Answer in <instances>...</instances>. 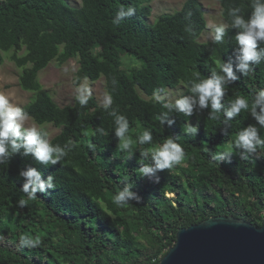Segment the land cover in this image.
I'll list each match as a JSON object with an SVG mask.
<instances>
[{
	"label": "trees",
	"instance_id": "obj_1",
	"mask_svg": "<svg viewBox=\"0 0 264 264\" xmlns=\"http://www.w3.org/2000/svg\"><path fill=\"white\" fill-rule=\"evenodd\" d=\"M150 2L0 0V66L9 57L20 69V88L33 93L23 108L39 125L59 129L50 141L75 145L60 164L45 167L14 155L9 165L0 166V264H158L178 229L208 217L230 215L261 225L264 150L257 159L240 161L235 154L231 162L210 159L211 152L224 150L242 127L255 121L241 113L226 129L222 114L212 120L205 111L190 118L177 115L175 124L163 128L156 119L163 109L151 101L153 90L161 86L173 90L180 85L178 96L188 94L185 84L194 72L206 78L232 57L236 30L229 29L220 45L211 38L200 41L206 22L198 0H186L178 11L164 12L155 21ZM220 5L224 22L230 8L239 7L244 15L251 10L250 0H220ZM121 6L134 7L136 13L117 26L112 20ZM124 54L139 60L140 66L122 68ZM69 60L78 66L76 83L103 79L105 92L113 96L112 107L129 120L131 139L145 129L152 131L154 144L176 135L184 161L157 172L158 184L139 178V150L129 160L119 151L111 133L113 117L92 96L86 106L75 100L60 107L42 88L39 72L52 61L61 65ZM112 78L117 81L114 90ZM260 88L264 63L228 85L223 103L227 106L237 95L247 98ZM189 122L199 123L194 138L182 131ZM98 127L108 134L96 133ZM28 164L45 177L53 175L56 187L19 209L16 201L24 194L17 173ZM125 180L142 199L114 205ZM22 234L39 236L42 242L21 248Z\"/></svg>",
	"mask_w": 264,
	"mask_h": 264
},
{
	"label": "clouds",
	"instance_id": "obj_2",
	"mask_svg": "<svg viewBox=\"0 0 264 264\" xmlns=\"http://www.w3.org/2000/svg\"><path fill=\"white\" fill-rule=\"evenodd\" d=\"M250 9V12L244 15L239 7L230 8L226 22L210 21L207 24L211 32V43L215 45L224 43L229 29L236 30L231 58L219 63L206 78H202L199 72H194L192 79L185 84L188 89L186 95L173 98L169 90L163 86L154 89L151 95V101L159 104L163 109L156 116L163 128L165 125L170 127L175 124L177 115L190 118L193 115L199 116L205 111L212 120H220L222 114V123L226 129L231 127V122L241 113L246 112L255 121L242 127L232 143L224 150L210 153V159L218 163L231 162L234 154L240 161L253 157L257 159L261 157L258 153L264 150V136L261 135V129H264V88L252 92L247 98L237 95L228 102L227 106L223 103L228 85L234 84L241 77L248 76L257 66L264 63V0H250ZM135 13L134 7L121 6L117 9L112 23L119 26L122 21L134 16ZM116 83L115 78H112L113 90ZM74 85V99L81 107L86 106L92 95L90 89L85 83L74 81ZM112 105L111 92H105L100 107L113 117L114 127L111 133L118 142L116 146L119 151L127 153V160L139 150L138 177L147 178L158 184L160 177L156 175L157 172L170 171L184 161L183 146L177 142L176 135L154 144L153 133L148 129L138 133L135 140L131 139L128 118ZM28 120L29 113L23 107L12 103L8 94L0 92V166L9 165L14 155L31 158L36 165L45 167L56 165L75 148L72 143L63 145L52 143L44 127H38L35 123L28 124ZM198 130V122L186 123V127L182 129L185 134L193 138L197 136ZM95 131L100 135L108 134L103 127H98ZM150 145L151 147H146ZM88 148L95 150L96 145L89 143ZM17 177L22 180L19 191L24 194L23 198L16 201L19 209L28 207L29 202L37 199L38 193L48 194L56 187L55 177L51 174L45 177L33 164L21 168ZM123 183L125 186L116 192L112 203L125 206L129 202H140L142 198L133 191L134 185L127 180ZM41 242L39 236L31 234H22L19 237L21 248L32 249L38 247Z\"/></svg>",
	"mask_w": 264,
	"mask_h": 264
},
{
	"label": "water",
	"instance_id": "obj_3",
	"mask_svg": "<svg viewBox=\"0 0 264 264\" xmlns=\"http://www.w3.org/2000/svg\"><path fill=\"white\" fill-rule=\"evenodd\" d=\"M158 264H264V216L260 226L216 215L180 228Z\"/></svg>",
	"mask_w": 264,
	"mask_h": 264
},
{
	"label": "rangeland",
	"instance_id": "obj_4",
	"mask_svg": "<svg viewBox=\"0 0 264 264\" xmlns=\"http://www.w3.org/2000/svg\"><path fill=\"white\" fill-rule=\"evenodd\" d=\"M71 5L77 4L79 0H68ZM185 0H151L150 4L152 12L150 18L155 21L156 17L164 12L174 13L180 9ZM203 7L206 29L200 35V41H206L211 38L210 29L207 24L210 21L217 23L224 22L221 16L220 0H198ZM175 10V11H174ZM6 54H4L5 56ZM122 68L139 67L140 61L124 54L121 57ZM78 66L75 60H69L66 63L57 65L55 61L50 62L45 68L39 72V81L42 88L48 91L53 101L60 107L73 104L74 99V77ZM20 69L16 67L14 62L6 57L3 64L0 66V92L9 95L12 103L24 107L33 97V93L23 91L19 86ZM80 83H85L92 93V97L101 104L104 90V81L99 78L96 81L82 80ZM180 86V85H179ZM179 86L169 90L171 97H177L181 92ZM35 123L38 127H44L49 133V138L59 133V129L51 125H39L35 120L29 117L28 124ZM172 195V194H166Z\"/></svg>",
	"mask_w": 264,
	"mask_h": 264
}]
</instances>
